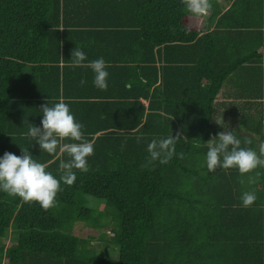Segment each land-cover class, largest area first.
Listing matches in <instances>:
<instances>
[{
    "label": "trees",
    "instance_id": "1",
    "mask_svg": "<svg viewBox=\"0 0 264 264\" xmlns=\"http://www.w3.org/2000/svg\"><path fill=\"white\" fill-rule=\"evenodd\" d=\"M225 1L211 0L213 28L203 30L182 0H0V158L28 148L60 178L70 157L25 136L29 123L42 128L46 102H66L94 144L89 170L73 169L47 211L0 191V264H264V174L242 185L254 173L206 166L215 120L239 121L228 131L241 147L258 152L264 141V0ZM94 9L126 31H99L82 14ZM126 13L130 27H120ZM75 48L84 65L105 60L106 91L90 67L72 66ZM177 131L184 158L149 164L147 144ZM251 190L257 199L244 207ZM76 222L100 229L101 245L73 234Z\"/></svg>",
    "mask_w": 264,
    "mask_h": 264
},
{
    "label": "clouds",
    "instance_id": "2",
    "mask_svg": "<svg viewBox=\"0 0 264 264\" xmlns=\"http://www.w3.org/2000/svg\"><path fill=\"white\" fill-rule=\"evenodd\" d=\"M187 12L194 17H206L213 5L211 0H182ZM86 54L79 48L71 52L72 66H87L94 73V86L100 90H107V78L109 73L106 71L107 64L101 57L90 61L87 65ZM85 81L81 80V84ZM43 113L41 121L42 128L29 123L26 138L35 140L40 149L48 154H55L57 149L61 154L66 153L70 159L61 161L59 168L62 175L59 179L48 172L47 165L34 160L27 149H22V154L17 156L11 152H5L0 158V191L13 197H19L26 203H39L43 210L55 207L58 192L62 191L61 181L71 186L76 180L73 169L87 172L88 157L94 154V144L88 141L82 131L83 125L78 123L72 114L69 105L63 100L49 106L46 102L41 105ZM225 131L218 133L207 142L208 151L206 153V166L208 172H214L217 168L238 169L241 177L246 174L247 181L240 180L243 185L256 184L260 176L264 173L256 171L264 168V141L260 142L258 152L251 147H241V140L237 138L234 131H228V125L224 119L215 120ZM182 134L177 131L175 135L166 138L155 139L147 144L149 153L148 163L159 161L160 164H167L174 156L183 159L184 153H176V143ZM144 139L143 135L137 136V143ZM65 140L76 142L63 143ZM243 143L251 145L252 140L245 138ZM147 166V165H145ZM257 199L254 190L244 191L241 196L242 205L250 207Z\"/></svg>",
    "mask_w": 264,
    "mask_h": 264
},
{
    "label": "crops",
    "instance_id": "3",
    "mask_svg": "<svg viewBox=\"0 0 264 264\" xmlns=\"http://www.w3.org/2000/svg\"><path fill=\"white\" fill-rule=\"evenodd\" d=\"M222 4L225 5V7L228 6V3L225 1V0H221ZM83 14V18H85V20L91 18V20H97L96 23H100L99 25H97V29H99V31H126V30H120V29H123V28H117L116 26H108V25H105V24H108V22H113L112 21V18L114 16V14H111V15H104V13L102 11H97V10H93V11H89V12H82ZM121 22H124V23H127V24H123V25H120V27H130V25L128 24V22H130V15L128 13H126L124 15V20L121 21ZM101 26V25H103ZM213 28V24L210 23L206 17H201V29L203 30H210ZM103 29V30H101ZM68 43V41H67ZM71 51L72 50H69V49H66V53L68 56L71 55ZM109 55V54H108ZM246 79V74L243 75V79H235L233 83H231L230 85V90L231 92L232 91H238V90H242L241 88H243V84H244V81ZM237 81V83L235 84V82ZM144 103H146L145 100H142ZM225 124H227L229 127H228V130L230 129H235V130H240V125H239V121H237L236 119H232V118H227L226 120H224ZM216 123V122H215ZM262 123L264 124V118L262 120ZM262 124V125H263ZM218 129H217V133H220L222 131H225V129L223 127H221L220 125H218L216 123ZM262 133H264V128L262 126Z\"/></svg>",
    "mask_w": 264,
    "mask_h": 264
},
{
    "label": "rangeland",
    "instance_id": "4",
    "mask_svg": "<svg viewBox=\"0 0 264 264\" xmlns=\"http://www.w3.org/2000/svg\"><path fill=\"white\" fill-rule=\"evenodd\" d=\"M85 197L87 199V206L91 207L94 210V212L99 213L103 211L104 209L103 199H98V198H95L93 196H88V195H86ZM72 232L73 234H76L81 237H88L89 235H94L96 239H93L92 242H94L95 245L96 244L101 245V243L97 239V237L99 236V233L101 232L100 229L87 226L83 222H76L74 223L72 227ZM108 255L111 257H114L115 253L110 252ZM102 256H107V255H102Z\"/></svg>",
    "mask_w": 264,
    "mask_h": 264
}]
</instances>
